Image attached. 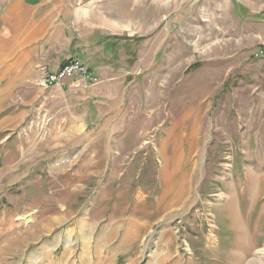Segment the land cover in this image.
I'll list each match as a JSON object with an SVG mask.
<instances>
[{
  "label": "rangeland",
  "instance_id": "1",
  "mask_svg": "<svg viewBox=\"0 0 264 264\" xmlns=\"http://www.w3.org/2000/svg\"><path fill=\"white\" fill-rule=\"evenodd\" d=\"M76 4L82 37L108 32L102 49L70 44L91 45L74 54L93 82L43 84L41 65L5 57L0 26V264H264V16L230 0ZM166 157L191 168V199L162 209Z\"/></svg>",
  "mask_w": 264,
  "mask_h": 264
},
{
  "label": "crops",
  "instance_id": "2",
  "mask_svg": "<svg viewBox=\"0 0 264 264\" xmlns=\"http://www.w3.org/2000/svg\"><path fill=\"white\" fill-rule=\"evenodd\" d=\"M230 1L235 9L244 11L248 16H264V0ZM2 4L0 26L2 32H6L5 40L11 44L5 57L17 61L18 65H21L19 61L27 64L31 60L32 64L28 66L41 65L42 71L52 72L65 58L77 59L74 54L76 50L81 49L83 52L92 47L102 49L104 42L109 39L108 32L100 29L89 32L84 38L82 30L78 29L79 25L71 27L74 21L72 17L82 11L76 0H2ZM3 41L0 49L4 46ZM73 41H91L93 46L87 43L84 47L80 45L73 48L70 47ZM99 41L104 43L103 47L94 45Z\"/></svg>",
  "mask_w": 264,
  "mask_h": 264
},
{
  "label": "bare ground",
  "instance_id": "3",
  "mask_svg": "<svg viewBox=\"0 0 264 264\" xmlns=\"http://www.w3.org/2000/svg\"><path fill=\"white\" fill-rule=\"evenodd\" d=\"M198 91V89H197ZM196 91V92H197ZM189 94V93H188ZM195 94V93H193ZM187 95V94H186ZM198 96V95H197ZM200 97V96H199ZM150 98V97H149ZM186 98V97H185ZM196 98V97H195ZM196 101V100H195ZM189 106V105H188ZM187 106V107H188ZM185 108V107H182V109ZM196 110V109H195ZM188 111V110H186ZM190 111V110H189ZM194 112V111H193ZM187 114V112H186ZM185 114V115H186ZM189 114V113H188ZM182 115V114H181ZM184 116V114L182 115ZM186 117V116H185ZM189 117V116H188ZM150 118V116L148 117ZM126 121V120H125ZM149 121V120H148ZM180 121V120H179ZM106 122V121H105ZM108 122V120H107ZM129 122V121H128ZM135 122V121H134ZM181 122V121H180ZM198 123V122H197ZM130 124V123H129ZM136 124V123H135ZM139 124V123H137ZM144 124V123H143ZM150 124V123H149ZM148 124V125H149ZM144 126V125H143ZM105 127V124L104 126ZM129 129V128H128ZM132 129V128H131ZM147 129V128H146ZM196 129V128H194ZM144 130V129H143ZM130 131V130H129ZM142 131V130H141ZM194 131V130H193ZM192 133V132H191ZM168 134H171V133H168ZM182 134V133H181ZM139 135V134H138ZM145 135V134H144ZM147 135V134H146ZM179 135V134H178ZM192 135V134H191ZM168 137V136H167ZM182 137V136H181ZM192 137V136H190ZM194 137V136H193ZM179 138V137H178ZM189 138V137H188ZM196 138V137H195ZM140 139V138H139ZM142 139V138H141ZM180 139V138H179ZM192 139V138H191ZM137 140V139H136ZM139 142V141H138ZM182 142V141H181ZM193 142V141H192ZM144 143L146 144L145 145V148L147 147V141L145 140ZM176 143V142H175ZM178 143V142H177ZM189 144V143H188ZM134 145V144H133ZM131 146V145H130ZM129 146V147H130ZM163 147V144L161 145V149ZM173 147V146H172ZM180 147V146H179ZM189 147V146H188ZM124 148V147H122ZM128 148V147H127ZM190 148V147H189ZM192 148V147H191ZM179 149V148H178ZM192 150V149H191ZM190 150V151H191ZM120 151V150H119ZM121 151H124V149H122ZM120 151V152H121ZM159 151V150H158ZM163 151V150H162ZM174 152V151H173ZM172 152V153H173ZM180 152V151H179ZM189 152V151H188ZM118 153V152H117ZM127 153V152H126ZM162 153V152H161ZM120 154V153H119ZM175 154V152L173 153ZM182 154V153H180ZM179 154V155H180ZM126 155V154H125ZM183 155V154H182ZM119 156V155H118ZM173 156V155H172ZM165 157V156H164ZM114 158V157H113ZM118 158V157H117ZM122 158V157H121ZM184 158V157H183ZM182 158V159H183ZM165 159V158H164ZM181 157L178 158V160H174L173 158V163H171L172 161H170L169 159H167L166 157V162L163 164V169H162V185H163V188H162V192H161V196H159L160 198L158 199V203L159 205H162L163 208L162 209H166L168 207H171V206H178V205H181V204H186V202L190 201L191 197H190V187H191V180H190V177H192L191 175V168L189 169V171H186V172H182L181 170H179V161H180ZM120 160V159H119ZM122 160V159H121ZM163 160V158H162ZM165 161V160H164ZM182 161V160H181ZM186 162L190 163L191 164V161H190V156L188 158H186ZM94 165L93 166H98V162L96 161L95 163H93ZM192 165V164H191ZM196 165V164H195ZM84 169H85V165L83 164ZM121 164L118 165V164H113V166L111 167L110 169V173L115 175L117 174L120 170H121ZM192 167V166H190ZM81 169V168H80ZM193 173V172H192ZM255 178V177H254ZM252 178V179H254ZM254 182V181H253ZM173 194L171 198H168V196L170 194ZM143 198V197H142ZM63 199V198H62ZM226 208V207H225ZM135 209V208H134ZM132 209V213H135V210ZM121 210V213L120 215L122 216V212H123V207L120 209ZM227 215V214H226ZM136 216V215H135ZM228 216L229 218L231 219V223L233 225V227L238 231V232H241L240 233V240H241V243L245 241V235H243L242 233V228H243V225L241 226L242 224V221H241V218L243 217H240L238 213L235 212L234 210V205H233V201L230 200L228 201ZM132 218V216H131ZM135 218V217H133ZM130 219L128 221L127 224H129L128 226H131L130 228H133L134 225H138L139 227L142 226V225H146L145 223H136L134 222L135 219ZM228 218V219H229ZM138 219V218H137ZM138 221V220H137ZM230 222V221H229ZM133 226V227H132ZM147 226V225H146ZM244 229V228H243ZM127 231V230H126ZM130 231V230H129ZM128 231V232H129ZM133 231V230H132ZM245 233V232H244ZM247 239V238H246ZM241 252L244 253L246 251V245H242L241 244V248H240ZM264 250V249H263ZM238 254H240V256H242V253H239L237 252ZM234 258V256H233ZM188 263V262H187ZM235 263V262H234ZM188 264H193L191 262H189ZM239 264V263H238Z\"/></svg>",
  "mask_w": 264,
  "mask_h": 264
},
{
  "label": "built area",
  "instance_id": "4",
  "mask_svg": "<svg viewBox=\"0 0 264 264\" xmlns=\"http://www.w3.org/2000/svg\"><path fill=\"white\" fill-rule=\"evenodd\" d=\"M79 74L80 78L88 82H93L96 80L94 72L91 71L87 66L80 63L75 58L66 59L55 71L48 72L43 70V84L57 85L64 82L66 77L72 76L74 74Z\"/></svg>",
  "mask_w": 264,
  "mask_h": 264
},
{
  "label": "trees",
  "instance_id": "5",
  "mask_svg": "<svg viewBox=\"0 0 264 264\" xmlns=\"http://www.w3.org/2000/svg\"><path fill=\"white\" fill-rule=\"evenodd\" d=\"M77 60H78V59H77ZM63 62H64V61H63ZM63 62H62V63H63ZM62 63H61V64H62Z\"/></svg>",
  "mask_w": 264,
  "mask_h": 264
}]
</instances>
